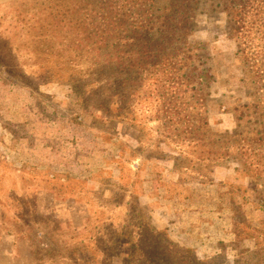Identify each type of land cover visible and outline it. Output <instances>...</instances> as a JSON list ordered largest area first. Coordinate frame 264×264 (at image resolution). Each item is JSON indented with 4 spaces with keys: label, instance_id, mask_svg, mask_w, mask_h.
<instances>
[{
    "label": "rangeland",
    "instance_id": "rangeland-1",
    "mask_svg": "<svg viewBox=\"0 0 264 264\" xmlns=\"http://www.w3.org/2000/svg\"><path fill=\"white\" fill-rule=\"evenodd\" d=\"M33 1L0 0V31ZM190 40L215 70L210 129L234 132L237 107L252 99L226 14H198ZM1 61L0 264H162L163 236L200 264H230L234 249L240 264H264V180L229 161L204 182L179 172L150 89L138 103V84L125 91L111 75L93 91ZM168 222L226 241L200 253L174 239Z\"/></svg>",
    "mask_w": 264,
    "mask_h": 264
},
{
    "label": "trees",
    "instance_id": "trees-1",
    "mask_svg": "<svg viewBox=\"0 0 264 264\" xmlns=\"http://www.w3.org/2000/svg\"><path fill=\"white\" fill-rule=\"evenodd\" d=\"M214 11L226 14L252 99L237 107L234 132L210 129L215 70L204 45L190 40L196 16ZM16 23L0 31V64L4 54L42 82L68 81L93 91L107 89L111 75L125 91L138 84V103L141 90L150 89L157 120L167 124L161 143L177 153L179 172L204 182L229 161L264 180V0H34ZM162 239L168 244L162 264L202 263L185 256L191 249L171 252L176 245Z\"/></svg>",
    "mask_w": 264,
    "mask_h": 264
},
{
    "label": "crops",
    "instance_id": "crops-1",
    "mask_svg": "<svg viewBox=\"0 0 264 264\" xmlns=\"http://www.w3.org/2000/svg\"><path fill=\"white\" fill-rule=\"evenodd\" d=\"M168 225L170 226L171 236L174 239H176L177 241H179L182 244L194 247L196 249V251L200 252V253L208 252L210 250L217 251L218 250V247L216 246L217 242L224 241V240L226 241V239H224L223 237H220L218 239H214V237L210 235V237L207 238L208 236L203 234V233H197V232H194L193 230H191V232H189L188 229H186V230L179 229L177 227L176 222H168ZM208 243H211L212 246L209 247ZM250 248L252 249L253 246L251 245ZM228 249H230V248H228ZM234 251H235V255L232 256V259L230 257V259H231L230 264H240L239 262L236 261L238 259V254L236 253L237 250L234 249Z\"/></svg>",
    "mask_w": 264,
    "mask_h": 264
}]
</instances>
